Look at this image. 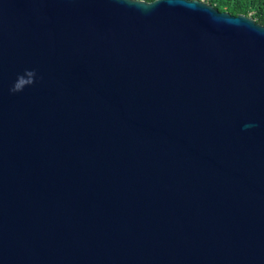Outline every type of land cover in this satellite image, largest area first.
<instances>
[{"label":"water","instance_id":"water-1","mask_svg":"<svg viewBox=\"0 0 264 264\" xmlns=\"http://www.w3.org/2000/svg\"><path fill=\"white\" fill-rule=\"evenodd\" d=\"M0 264H264V26L0 0Z\"/></svg>","mask_w":264,"mask_h":264},{"label":"trees","instance_id":"trees-1","mask_svg":"<svg viewBox=\"0 0 264 264\" xmlns=\"http://www.w3.org/2000/svg\"><path fill=\"white\" fill-rule=\"evenodd\" d=\"M209 3L220 12H229L233 16H250L264 26V0H210Z\"/></svg>","mask_w":264,"mask_h":264},{"label":"clouds","instance_id":"clouds-1","mask_svg":"<svg viewBox=\"0 0 264 264\" xmlns=\"http://www.w3.org/2000/svg\"><path fill=\"white\" fill-rule=\"evenodd\" d=\"M35 77H36L35 71H27L25 75H21L17 78L16 82L14 83L10 91L13 93H18L23 91L24 87L30 86L35 82Z\"/></svg>","mask_w":264,"mask_h":264},{"label":"built area","instance_id":"built-area-1","mask_svg":"<svg viewBox=\"0 0 264 264\" xmlns=\"http://www.w3.org/2000/svg\"><path fill=\"white\" fill-rule=\"evenodd\" d=\"M201 1L206 2V3H209L210 0H201Z\"/></svg>","mask_w":264,"mask_h":264}]
</instances>
